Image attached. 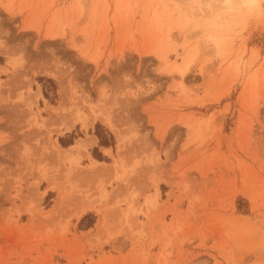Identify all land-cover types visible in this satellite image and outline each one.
<instances>
[{
  "label": "rangeland",
  "instance_id": "374dc122",
  "mask_svg": "<svg viewBox=\"0 0 264 264\" xmlns=\"http://www.w3.org/2000/svg\"><path fill=\"white\" fill-rule=\"evenodd\" d=\"M0 264H264V0H0Z\"/></svg>",
  "mask_w": 264,
  "mask_h": 264
},
{
  "label": "bare ground",
  "instance_id": "6f19581e",
  "mask_svg": "<svg viewBox=\"0 0 264 264\" xmlns=\"http://www.w3.org/2000/svg\"><path fill=\"white\" fill-rule=\"evenodd\" d=\"M239 4L241 6H245L246 8L253 9V8H255V7H257L259 5V0H239ZM193 8L194 7L192 6V9ZM203 9H204V6H196V10H198L199 12H202L203 13L202 17L203 16L205 17V14H204L205 11ZM213 13H214V11L212 9H210L208 11V13L206 14V16L212 15ZM43 74H45V73H43ZM46 75L53 76V77H56L57 79H60L57 75H53V74L51 75L48 72L46 73ZM67 103H61V105L58 107V109H56V111L53 110V112H52V113L56 114V117L63 118V121H61V126L62 127L59 129V132H61V134H64L63 132L71 131L76 125H82V127L85 128V129H88V128L93 126V123L90 122L86 118V111L85 110H92L93 109L92 104L89 101L88 97H86V96L76 97L71 102H69V107H68L67 110H65L67 108L66 107ZM54 114H52V115L55 116ZM95 118L98 119L99 116H95ZM96 119L94 121H96ZM57 120H58V118L56 119V121ZM58 121L60 122V120H58ZM111 123L112 122L110 121L107 125H108L109 129L117 136L118 148L120 149L121 145H122V139H123V138H121V134L122 133L119 134L120 133V132L118 133L119 130L117 131V129L114 128L115 126H113V124H111ZM93 140L94 139L90 137V138H87L86 140L78 141L74 146H72V147H70L68 149H61V147L59 145H56V148L57 149L59 148L60 150H62L63 153H65L66 156H68L69 158L73 157V156L75 157V155H81V154H85V153L87 154L89 148L94 145ZM110 152L111 151H109V150L107 151L108 154H110ZM91 162H92L91 163L92 166H94L93 168H95V171L98 170V171L101 172L102 169L100 170L99 167L101 168V166H103V163L101 164L100 162H97V161H95L93 159L91 160ZM105 172H106V169H105ZM93 206H94V204H93ZM102 216H104V215L102 214Z\"/></svg>",
  "mask_w": 264,
  "mask_h": 264
},
{
  "label": "crops",
  "instance_id": "0c3cea01",
  "mask_svg": "<svg viewBox=\"0 0 264 264\" xmlns=\"http://www.w3.org/2000/svg\"><path fill=\"white\" fill-rule=\"evenodd\" d=\"M93 143H94L95 146H97V145H98V141H97V139L93 140ZM94 145H93V146H94ZM73 146H74V145H73ZM93 146H92V147H93ZM92 147H90V148H92ZM90 148H89V149H90ZM88 151H89V150H88ZM107 151H108V150H105V153H106V154H108ZM109 151H110V150H109ZM88 154H89V152H88ZM89 156H90V155H89ZM89 158L92 160L91 156H90Z\"/></svg>",
  "mask_w": 264,
  "mask_h": 264
}]
</instances>
